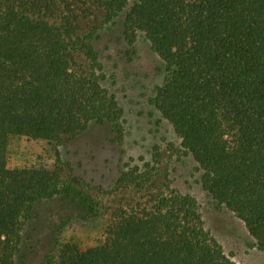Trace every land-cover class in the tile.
Wrapping results in <instances>:
<instances>
[{"label": "trees", "instance_id": "1", "mask_svg": "<svg viewBox=\"0 0 264 264\" xmlns=\"http://www.w3.org/2000/svg\"><path fill=\"white\" fill-rule=\"evenodd\" d=\"M96 1L107 22L127 4ZM75 2L0 0V264L16 263L34 208L68 194L57 169H10L9 138L56 145L91 124L121 136V109L102 86L94 35L69 26ZM123 27L128 43L142 34L165 65L152 103L195 162L202 189L264 250V0H138ZM158 164L154 155L124 166L114 189L142 191ZM76 205L99 211L86 199ZM41 264L236 263L205 229L196 199L165 182L150 209H117L100 245L81 251L55 241Z\"/></svg>", "mask_w": 264, "mask_h": 264}, {"label": "rangeland", "instance_id": "2", "mask_svg": "<svg viewBox=\"0 0 264 264\" xmlns=\"http://www.w3.org/2000/svg\"><path fill=\"white\" fill-rule=\"evenodd\" d=\"M137 1L127 0L124 12L109 22L96 0H76L67 16L78 35H94L103 67L102 86L115 95L121 109V136L115 137L108 125L91 124L78 137L56 145L23 137H10L7 142L10 169H57L68 187V194L34 208L15 264H41L55 241L81 251L100 245L117 209H150L165 182L196 199L205 229L231 261L264 264V250L254 245L243 223L202 189L195 162L185 155L172 126L152 103L166 71L142 34L131 44L125 39V14ZM53 20L59 23L61 17ZM73 65L86 70L87 61L75 57ZM154 155L158 173L142 191L114 189L121 168L142 166ZM79 199L91 202L97 214L87 215L76 205Z\"/></svg>", "mask_w": 264, "mask_h": 264}]
</instances>
